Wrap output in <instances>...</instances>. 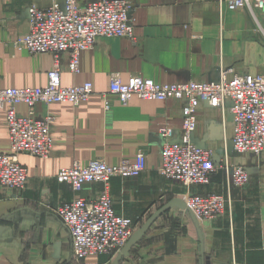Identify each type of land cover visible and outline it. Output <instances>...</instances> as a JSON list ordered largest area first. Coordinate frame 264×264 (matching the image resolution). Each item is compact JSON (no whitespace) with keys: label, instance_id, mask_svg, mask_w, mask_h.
<instances>
[{"label":"crops","instance_id":"0c3cea01","mask_svg":"<svg viewBox=\"0 0 264 264\" xmlns=\"http://www.w3.org/2000/svg\"><path fill=\"white\" fill-rule=\"evenodd\" d=\"M96 1L100 0H77V4ZM126 1L131 5L134 41L97 38L91 49L81 52L76 74L69 70L68 52L58 57L60 84L65 88L91 83L93 94L76 106L36 104L34 119L54 118L49 129L51 153L47 159L21 154L18 162L27 170L24 188L0 191V264H112L118 253L76 262L70 234L54 214L76 197L96 199L103 185L86 183L77 194L68 184L57 183L55 175L74 162L81 167L101 160L108 166L122 160L133 163L141 151L146 170L132 179L113 178L108 184L116 214L137 224L136 229L170 201L186 203L188 195H221L231 204L221 217L196 218V222L188 212L171 208L119 264H201L200 249L209 264H264V153L231 151L233 115L201 101L192 140L198 148L211 151L215 165L227 154L229 165L246 168L248 184L236 188L218 170L209 184L185 187L164 179L158 169L166 142L159 131L169 128L172 135L167 141H182L187 100L133 96L123 105L109 93L112 74L122 83L137 75L158 85L217 84L226 70L264 75V10H229L224 0ZM53 2L64 9L65 0H0V89L47 86L54 56L29 54L13 43L28 33L30 8L46 9ZM16 113L25 117L26 106L17 105ZM9 151L5 111L0 110V153Z\"/></svg>","mask_w":264,"mask_h":264},{"label":"built area","instance_id":"2783aa9c","mask_svg":"<svg viewBox=\"0 0 264 264\" xmlns=\"http://www.w3.org/2000/svg\"><path fill=\"white\" fill-rule=\"evenodd\" d=\"M224 3L229 10H264V0H224ZM130 10L131 5L126 0H100L80 7L77 0H65L63 10L56 2L46 9L30 8L28 33L18 36L13 44L29 54L51 53L55 63L48 72L45 88L0 89V110L5 111L10 143L9 153H0V191H20L24 188L27 170L18 162L21 154L42 159L50 156L52 137L49 129L54 118L45 116L43 120L34 119L36 104L70 102L76 106L93 94L91 83L65 88L60 84L59 55L69 53L68 67L70 72L76 74L80 70L81 52L91 49L97 38L117 37L134 41V31L129 23ZM109 83V93L123 105L129 103L133 96L149 101L187 100L182 111V141H167L172 135L169 128L159 131L166 140L158 169L164 179L177 181L185 187L203 186L210 183L213 174L222 170L232 186L237 188L248 184L246 168L229 165L227 154L217 166L212 161L211 151L198 148L194 143L195 111L201 101L207 102L210 108L229 111L234 124L231 151L255 155L264 153V75L248 76L226 70L220 74L217 84L191 81L181 85H158L137 75L122 83L117 74H112ZM19 104L27 108L25 117H19L16 113ZM109 106V102L105 101L106 110ZM145 165L146 155L141 151L133 163L122 160L115 166H108L101 160L81 167L74 162L55 175L57 183L68 184L77 194L86 183L103 185L102 193L96 199L76 197L54 210L70 234L76 262L88 256L119 254L130 240L137 224L116 214L108 184L113 178L132 179L139 176L146 170ZM185 204L194 217L204 221L221 217L230 208L231 201L214 194L188 195Z\"/></svg>","mask_w":264,"mask_h":264},{"label":"water","instance_id":"95a60500","mask_svg":"<svg viewBox=\"0 0 264 264\" xmlns=\"http://www.w3.org/2000/svg\"><path fill=\"white\" fill-rule=\"evenodd\" d=\"M173 207H177L182 211L188 212L189 215H191V217H193L194 221L196 222V217H194L192 212L188 209L185 202H182L180 200H172V201H170L169 204L164 205L163 207L158 209L155 213H153V215L142 226H140L138 229H136V231L132 234V237L127 242V244L120 250L119 254L117 255L116 259L113 261L112 264H119L122 259L128 257L130 254L129 251L142 240V238L145 236V234L157 222L159 217L162 214L170 211V209ZM198 234H199V237L201 239V234L200 233H198ZM200 251H201V256H202L201 264H209V261L207 259L204 260L203 251L201 249H200Z\"/></svg>","mask_w":264,"mask_h":264}]
</instances>
